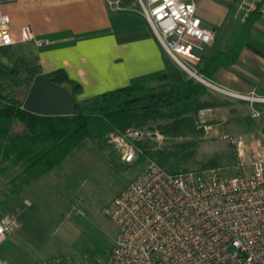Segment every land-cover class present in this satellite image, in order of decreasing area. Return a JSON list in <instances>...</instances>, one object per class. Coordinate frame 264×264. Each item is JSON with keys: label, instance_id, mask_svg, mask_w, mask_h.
Wrapping results in <instances>:
<instances>
[{"label": "built area", "instance_id": "obj_1", "mask_svg": "<svg viewBox=\"0 0 264 264\" xmlns=\"http://www.w3.org/2000/svg\"><path fill=\"white\" fill-rule=\"evenodd\" d=\"M119 1H117L118 3ZM155 36L168 55L200 82L252 102L264 97L242 95L216 85L189 65L211 45L215 33L204 27L190 0H137ZM242 20L264 15V0H240ZM25 39L34 38L29 26ZM13 42L11 18L0 1V44ZM42 43V42H40ZM194 77V76H193ZM253 116H259L252 109ZM147 129H117L110 142L126 162L144 151ZM239 170L222 168L170 172L148 158L146 168L106 207L119 227L107 264H264V145L245 136L234 139ZM13 214L0 218V245L19 227ZM0 264H11L0 254Z\"/></svg>", "mask_w": 264, "mask_h": 264}, {"label": "crops", "instance_id": "obj_2", "mask_svg": "<svg viewBox=\"0 0 264 264\" xmlns=\"http://www.w3.org/2000/svg\"><path fill=\"white\" fill-rule=\"evenodd\" d=\"M0 1L11 18L13 39L11 44H0V63L39 66L44 73L65 69L84 87L79 100L133 83H155L164 74L172 80L188 75L164 50L137 0ZM190 1L197 5L204 27L215 33L214 42L199 51L203 58L194 64L198 73L235 93L264 97V15L253 13L242 20L240 36L221 45L218 26L240 0ZM27 26L34 33L32 39L23 37ZM206 86L209 92L203 100L228 102L202 110L211 115L206 120L234 123L233 119L252 115L256 108L260 115L252 116L259 125L247 130L245 138L259 139L264 145V102Z\"/></svg>", "mask_w": 264, "mask_h": 264}, {"label": "rangeland", "instance_id": "obj_3", "mask_svg": "<svg viewBox=\"0 0 264 264\" xmlns=\"http://www.w3.org/2000/svg\"><path fill=\"white\" fill-rule=\"evenodd\" d=\"M238 6L233 5L218 26L221 45L242 33ZM189 66L198 72L194 64ZM207 113L200 112L197 130L188 134H166L164 129L172 120L138 127L149 134L139 142L145 155L139 154L134 162L124 161L109 138L88 140L82 151L66 158L61 169L21 189L10 182L12 175L0 174V218L13 214L20 222L0 245L1 256L11 264H107L119 227L105 209L146 168L148 158L164 159L170 172L219 167L228 176L237 175L234 139L248 131L226 121L207 126L206 117H211ZM141 144L151 153L146 154Z\"/></svg>", "mask_w": 264, "mask_h": 264}, {"label": "trees", "instance_id": "obj_4", "mask_svg": "<svg viewBox=\"0 0 264 264\" xmlns=\"http://www.w3.org/2000/svg\"><path fill=\"white\" fill-rule=\"evenodd\" d=\"M38 74H45L72 92L78 100L74 114L40 115L22 107ZM83 92V85L71 79L65 69L44 73L39 66L0 63V174L12 175L10 182L16 188L61 169L66 158L73 151H82L88 140L106 142L114 130L145 127L159 120H172L164 129L166 134L192 133L197 130L202 110L228 103L203 100L208 87L189 75L172 80L164 74L155 83H133L79 100ZM233 122L246 130L259 125L252 115L237 117ZM141 145L148 154L150 149ZM159 163L165 166L164 159Z\"/></svg>", "mask_w": 264, "mask_h": 264}, {"label": "water", "instance_id": "obj_5", "mask_svg": "<svg viewBox=\"0 0 264 264\" xmlns=\"http://www.w3.org/2000/svg\"><path fill=\"white\" fill-rule=\"evenodd\" d=\"M77 106L78 100L68 88L45 74H38L31 83L22 107L36 114L55 116L72 115L77 111Z\"/></svg>", "mask_w": 264, "mask_h": 264}]
</instances>
